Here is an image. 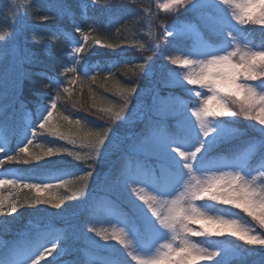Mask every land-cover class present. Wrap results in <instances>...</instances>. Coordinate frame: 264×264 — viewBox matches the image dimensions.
Wrapping results in <instances>:
<instances>
[{"label": "snow or ice", "instance_id": "obj_1", "mask_svg": "<svg viewBox=\"0 0 264 264\" xmlns=\"http://www.w3.org/2000/svg\"><path fill=\"white\" fill-rule=\"evenodd\" d=\"M173 6L185 7L186 11L199 16L198 40L192 46L178 47L177 50L181 51L183 56H177L170 61L172 65H179L187 70L183 79L187 85L193 86L187 91L196 99L189 102L190 115L189 104H182L175 111L164 112L158 120L148 117L144 126L132 133L133 144L130 146L129 159L137 161L136 166L142 168V172L138 176L133 174L130 164L129 171L123 176V183L132 187V192L142 201V204L131 202L133 216L130 219L132 229L129 234L135 242V247L129 248L126 234L123 232L113 233L111 238L125 246L131 260H102L98 264H131L132 261L136 264H198L215 257H220L216 264H229L225 254H222V249L209 251L201 248L192 242V237H219L228 234L248 245L264 246V233L255 234L254 229L238 214L216 215L197 204L207 200L231 206L264 228V40L253 47H248L247 44L242 47L239 34L247 30L237 28V25L248 23L264 26V3L260 0H244L243 3L239 0H168L160 5L166 11ZM230 7L238 9L233 11L231 16L228 14ZM205 9H210L211 12L207 13ZM25 17L16 19L15 24H22ZM43 19L47 20L48 17L44 16ZM75 31L84 42L90 39L78 26ZM165 34L177 45H182L187 35L173 31L171 27L165 28ZM261 35L264 36V29L261 30ZM74 40L75 37H68L69 43ZM96 43L99 44L100 41L96 40ZM83 50L81 43L76 41L72 51L78 54ZM77 61L78 57H73L68 64H76ZM81 68L83 65H65L61 74L67 76L71 73L75 78L68 83L75 84L82 78L76 76ZM88 75V71L83 72L84 77ZM95 81L96 77L93 76L89 82ZM257 81L259 83H256ZM62 83L58 79L52 81L53 86L58 89ZM62 91L71 95L69 87H63ZM120 91L121 94L130 96L136 89ZM47 99L50 101L47 104L44 100L37 101L34 119L20 131L15 146L7 134L0 135V170L4 173V178H0V188L11 185L34 190L37 203L50 204L52 208L58 209L64 197L57 194L49 195L45 199L42 194L50 189L67 188V179L61 178L58 182L43 184L30 183L24 182L12 170L3 169L6 161L29 164L45 157L72 155L66 148L54 147H48L42 154L34 155L29 147L38 135L45 132L75 144L74 140L68 139L61 132L58 125L52 123L58 105L51 97ZM128 108L129 102L125 99V103L118 110L102 108L100 111L110 112L119 119L126 118L124 113ZM150 110L157 114L161 111L158 105H154ZM167 115L175 117L178 122L176 128L165 126L164 116ZM240 116L255 120L261 126L258 129L252 126L260 137V167H252L239 155L224 165L225 168H230V171L206 167L205 162L213 149L231 138L230 129L226 125L235 123V120L223 118ZM191 117H195V122L199 124L198 130ZM61 118L69 125L80 124L78 119L73 122L67 116ZM80 140L82 144L87 142V146L96 152L97 156H102L106 141L111 143L108 136L99 131L88 133L80 137ZM141 160L143 163H140ZM206 171H212L213 174L202 179L195 175L196 172ZM216 171H219L220 175H216ZM253 172H259L262 186L256 184L257 177L253 176ZM92 176L93 172L88 171L78 179L87 181ZM136 184L141 187L137 189L134 187ZM145 189L152 194H148ZM4 200L5 198H0V215L5 214L6 207L11 213H15L16 203L6 206ZM193 223L201 224L202 230L191 228ZM137 224L140 226L137 227ZM88 231L93 229L89 228ZM103 239L107 240L108 237ZM61 242L59 237H43L26 245L10 247L0 253V264H40L45 256L52 255ZM55 259L56 257H53L48 264H54Z\"/></svg>", "mask_w": 264, "mask_h": 264}, {"label": "trees", "instance_id": "obj_2", "mask_svg": "<svg viewBox=\"0 0 264 264\" xmlns=\"http://www.w3.org/2000/svg\"><path fill=\"white\" fill-rule=\"evenodd\" d=\"M44 16L48 19H43ZM20 17H25V21L16 25L15 21ZM183 18L185 13L180 10L161 11L157 0H0V135L7 134L15 146L20 131L34 119L37 101L44 100L47 104L50 102L47 98L51 97L56 100L58 107L55 112L61 117L67 116L73 122L80 120L81 135L86 121L98 123L120 138L115 148L122 150L132 133L139 128L143 113L151 106L153 93H146L145 90L159 85L160 47L158 49L155 45L162 42L164 26ZM77 26L90 37L87 42L75 31ZM246 29L258 40H264L261 35L263 27L248 24ZM69 36L75 37L72 43L68 41ZM96 40L100 43L97 44ZM76 41L84 50L78 53L77 63L69 65L68 62L76 54L72 51ZM132 41H139L141 45H131ZM182 45L189 44L183 42ZM65 65H83L76 73V76L82 77L81 80L69 84L68 81L75 77L71 73L67 76L61 74ZM85 71L89 72L87 77L83 76ZM93 76L96 81L89 82ZM55 79L63 82L59 89L52 84ZM63 87H69L71 95L64 93ZM131 88H135L136 92L130 96L121 94V89ZM98 97H103L105 101L98 103ZM125 99L129 102V108L124 113L126 118L118 119L110 112L100 111L111 103L116 105L113 111L118 110ZM134 110L138 111V115L130 120L126 114ZM57 124L68 139L75 142V139H80L81 135L76 134L78 130L67 121L62 119ZM49 139L47 132L38 135L33 145L29 146L33 154L45 151ZM56 139L63 141L58 137ZM79 144L82 143L74 145L78 147ZM82 146L90 148L85 144ZM231 151L229 144L220 148V152ZM115 156L116 152L107 153L106 157L90 156L78 164L97 175L93 182L95 185L99 175L110 168L111 159ZM37 165L36 161L29 164L6 161L3 169H10L17 175L21 170ZM2 172L0 170V174ZM37 176L27 178L28 182H43L47 175ZM23 193L26 192L20 193L21 197L15 196L23 209L20 220L8 221L10 231L0 227V235L4 237L0 253L39 239L40 232L47 226L65 227L61 219L52 220L49 212L37 211L31 199ZM29 205L34 207L31 212L28 211ZM7 215L5 211L2 216ZM260 231L264 233V229L260 228ZM247 246L261 253V262L257 264H264V246ZM67 255L73 257L69 253Z\"/></svg>", "mask_w": 264, "mask_h": 264}, {"label": "rangeland", "instance_id": "obj_3", "mask_svg": "<svg viewBox=\"0 0 264 264\" xmlns=\"http://www.w3.org/2000/svg\"><path fill=\"white\" fill-rule=\"evenodd\" d=\"M167 2L168 0H157L158 8L163 12L180 10L185 13V18L180 19V21H177L174 24L164 26L162 42L161 44L156 43L155 45L157 48L160 47V49L158 48L160 54L159 65L161 67L159 85L152 89L148 88L145 90L146 93L149 91L151 93L152 91L153 99L150 108L143 113L142 122L136 131L144 126L148 117H151L153 120H158L164 112L175 111L182 104H189L188 114L190 115L191 104L189 102L196 99L187 91L188 88L193 86L187 85L183 79L187 70L179 65H172L170 61L177 56H183V53L177 50L178 47L192 46L193 43L198 40L197 24L199 22V16L186 11L185 7L177 8L176 6H173L166 11L161 8L160 5ZM239 2L243 3L244 0H239ZM260 2L264 3V0H260ZM204 11L207 13L211 12L210 9H205ZM233 11H238V9L230 7L228 9L229 16L232 15ZM233 23H235V21H233ZM248 24L237 25V28L247 30L246 27ZM251 25L253 27L264 28V26L261 25ZM167 27H171L173 31L187 34L183 42H188L189 45H177L171 37H168L165 34V28ZM239 35L242 47L245 44H247L248 47H253L261 43V41L257 39V36L253 35L250 30L242 31ZM131 45H141V43L139 41H132ZM77 55L78 54L76 53L74 57H78ZM256 83H259V81ZM97 101L98 103H102L105 99L103 97H98ZM154 105L160 107L161 111L159 114L150 110ZM115 106L114 103H111L108 108L114 109ZM137 112V110H134L131 114L126 115L130 120H134L135 116L138 115ZM223 119L235 120V123L226 125V127L230 129L231 138L224 143L217 145L216 148L213 149L208 160L205 162V166L210 169L221 168L223 171H230L231 169L225 168L224 165L230 163L237 155H239L241 158L249 162L252 167L259 168L261 163L259 147L260 137L259 133L254 131L252 126L254 125L256 129L261 126L257 121L246 119L243 116ZM191 120L195 123L196 130H198L199 124L195 122V117H191ZM59 122H62V118L59 113L54 111L52 123L58 125L57 123ZM164 123L165 126L170 129L178 126L177 120L172 115L164 116ZM84 124L85 130L82 132V135L79 131L82 126L81 124L76 125L73 123L70 126L77 129L78 131L76 134L78 136L81 135V137L88 133H95L98 131L104 133L108 136L111 143L106 141L104 147H106L107 151L106 149L104 151L102 150V156L106 157L107 153L112 154L116 152L115 159H111L112 162L110 161V168H108L106 172L100 174L99 180L96 182L95 186L93 185V182L97 175L94 172L93 176L87 181H81L78 179V177L91 171L86 169L87 167H83L78 163L90 156H97V153L91 148L83 147L82 144H79L77 147L72 143H68L67 139L58 141L56 137L50 135V139L46 143L45 149L48 147L66 148L72 152V155L69 156L67 154H62L53 157H45V159L37 162V166L31 167V169L21 170L16 176L21 177L22 179L25 178L23 181L28 182L27 178L35 177L37 175L42 176V173H46L47 176L43 182L29 181L30 183L41 184L58 182L61 178L67 179L69 181L67 188L50 189L48 192L42 194L45 199L48 198L49 195L55 196L57 194L64 197L60 208L56 209L52 208L50 204L37 203V194L34 190L12 187L11 185H6L3 188H0V198H5V205L7 206L10 203H16L17 205V211L15 213H11V210L6 207L5 211L8 212V215H0V227L2 230L10 231V222L19 221L22 217L23 209L19 203V199L16 197H21L22 194L20 193L23 191L26 192L23 193V195L31 199L37 211L49 212L48 215L52 220L61 219L65 224L64 228L52 227L51 225L47 226L40 233V238L48 237L51 239L52 237H59L60 241H62L59 243L58 247L53 250L52 255L45 256L44 259L40 261V264H48V261H52L53 257H56L55 264H98V262L102 260H110L113 262L121 259L131 260V257L127 255L125 246L119 243V241L113 240L111 237L113 233L120 234L123 232L126 234L129 248L134 249L135 247V242L129 234L132 229L130 219L133 216L131 202L134 201L136 204H142V201H140L135 193L132 192V187L126 186L123 183V176L129 171L130 164V170L133 174L138 176L142 172V168L136 166L137 161L129 159L130 146L133 144V135L130 137L126 147L119 151L115 146L120 138L114 135L109 129L91 121H86ZM64 132L66 131L64 130ZM75 140L81 143L80 139L77 138ZM77 142H75V144ZM83 144L87 145V142H84ZM228 144L231 145V152L224 153L218 151L221 147ZM42 152H44V150ZM177 159L179 158L177 157ZM140 163H143V161L141 160ZM65 166H68V168ZM58 169L64 171L58 172ZM212 174V171L195 173L198 179L206 178ZM215 174L220 175V172L216 171ZM253 176L257 177L255 181L256 184L262 186L260 185L261 178L259 177V172H253ZM0 178H4L3 172L0 174ZM249 179H251V177ZM134 187L139 189L141 185L136 184ZM145 191L148 192L147 189H145ZM14 194H20V196ZM148 194L152 193L148 192ZM197 204L202 205L206 211L216 215L227 216L229 214H238L243 221L247 222L249 226L254 229L255 234H262L258 222H253L250 217H247L246 214L240 212L238 209H234L231 206L219 205L207 200L197 202ZM30 206L31 205L28 206L29 212L34 210V207L31 206L30 208ZM139 226L140 225L137 224V227ZM190 227L202 230L201 224L199 223H193ZM89 228H92L93 231L89 232ZM105 236L108 237L107 240L103 239ZM191 240L193 243L198 244L199 247L206 248L209 251L222 249V254H225V259L229 264H257L260 263L262 259V255L257 249L247 246L248 244L244 241L228 234L219 237H192ZM235 240H238V242ZM3 244L4 237L0 235V245ZM67 252L72 255L78 253L79 260L75 262V260H73L74 257H66ZM219 259L220 257H215L212 260L200 261L198 264H216V260ZM131 264H136V262L132 261Z\"/></svg>", "mask_w": 264, "mask_h": 264}]
</instances>
